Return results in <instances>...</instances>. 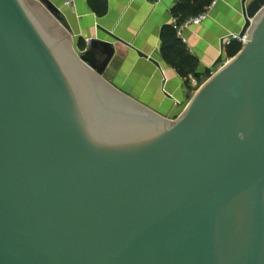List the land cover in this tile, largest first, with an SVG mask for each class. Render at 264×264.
Listing matches in <instances>:
<instances>
[{
  "label": "water",
  "instance_id": "1",
  "mask_svg": "<svg viewBox=\"0 0 264 264\" xmlns=\"http://www.w3.org/2000/svg\"><path fill=\"white\" fill-rule=\"evenodd\" d=\"M35 1L0 0V264H264V0L175 121Z\"/></svg>",
  "mask_w": 264,
  "mask_h": 264
},
{
  "label": "crops",
  "instance_id": "2",
  "mask_svg": "<svg viewBox=\"0 0 264 264\" xmlns=\"http://www.w3.org/2000/svg\"><path fill=\"white\" fill-rule=\"evenodd\" d=\"M50 1L65 16L69 32L62 30L72 40V49L81 55L90 49L91 42H111L114 53L102 79L164 118L183 101L188 78L197 82L221 68L224 63H215L220 56L224 62L227 48L221 50L222 42L239 35L244 26L242 0H74L72 9L63 8L61 0ZM251 2L248 0L246 6ZM204 13L206 19L182 30L179 38L195 63L194 74L184 78L165 62L161 33L175 18L185 20ZM137 52L158 62L160 70ZM104 58L96 57L99 66Z\"/></svg>",
  "mask_w": 264,
  "mask_h": 264
},
{
  "label": "trees",
  "instance_id": "3",
  "mask_svg": "<svg viewBox=\"0 0 264 264\" xmlns=\"http://www.w3.org/2000/svg\"><path fill=\"white\" fill-rule=\"evenodd\" d=\"M175 19L178 24H181L188 18L185 20H179L177 18ZM161 44V52L165 62L168 65L174 67L177 72L184 78H187L189 75L194 74V60L186 54L183 48V44L177 37V34L172 25H168L163 28L161 33ZM240 50L241 46L236 42H233L227 48L226 52L228 53V56L230 58H233Z\"/></svg>",
  "mask_w": 264,
  "mask_h": 264
},
{
  "label": "built area",
  "instance_id": "4",
  "mask_svg": "<svg viewBox=\"0 0 264 264\" xmlns=\"http://www.w3.org/2000/svg\"><path fill=\"white\" fill-rule=\"evenodd\" d=\"M159 1L160 0H156V2H159ZM61 3H62L63 8L72 9L74 5V0H61ZM206 16L207 15L205 13L200 14L198 16L188 18L181 24H178L177 21L173 19V22L171 25L173 29L175 30L177 37L180 38L182 30L189 28L191 26L200 24L206 19ZM247 41H248V33H246L242 38H240L239 35H233V36H230L229 38H226L223 42V45L225 48H228L233 42H236L242 47ZM212 75L213 74L211 73V76ZM191 82H192V86L195 87L197 85V82L195 80H191Z\"/></svg>",
  "mask_w": 264,
  "mask_h": 264
},
{
  "label": "rangeland",
  "instance_id": "5",
  "mask_svg": "<svg viewBox=\"0 0 264 264\" xmlns=\"http://www.w3.org/2000/svg\"><path fill=\"white\" fill-rule=\"evenodd\" d=\"M35 1V0H34ZM36 2V1H35ZM232 58H230L228 56V53L226 52V54L224 55V62L222 61L221 63H227L231 60ZM211 77V73H208V75L204 78H199L197 80V85L194 87L192 86V82L191 80L188 78L185 82V94H184V99L181 102L180 105H178L176 107V109L173 111L172 114H170L168 117H166L165 119L169 120V121H175L176 119H178L179 116H181V114L184 112L185 108L187 107V105L189 104V102L191 101L192 97L194 96V94L197 92V90ZM207 79V80H206Z\"/></svg>",
  "mask_w": 264,
  "mask_h": 264
}]
</instances>
